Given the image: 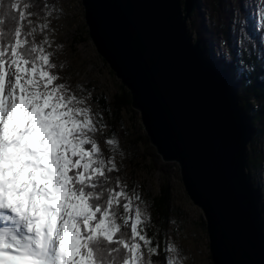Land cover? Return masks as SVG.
<instances>
[{
    "label": "snow or ice",
    "instance_id": "1",
    "mask_svg": "<svg viewBox=\"0 0 264 264\" xmlns=\"http://www.w3.org/2000/svg\"><path fill=\"white\" fill-rule=\"evenodd\" d=\"M29 6L0 0V264H180L170 244L153 259L139 208L130 215L119 182L109 187L116 165L100 157L90 110L23 39Z\"/></svg>",
    "mask_w": 264,
    "mask_h": 264
},
{
    "label": "water",
    "instance_id": "2",
    "mask_svg": "<svg viewBox=\"0 0 264 264\" xmlns=\"http://www.w3.org/2000/svg\"><path fill=\"white\" fill-rule=\"evenodd\" d=\"M197 0H80L96 51L130 93L149 143L178 165L205 218L213 264H264L260 188L248 170L253 125L234 77L191 35Z\"/></svg>",
    "mask_w": 264,
    "mask_h": 264
},
{
    "label": "rangeland",
    "instance_id": "3",
    "mask_svg": "<svg viewBox=\"0 0 264 264\" xmlns=\"http://www.w3.org/2000/svg\"><path fill=\"white\" fill-rule=\"evenodd\" d=\"M218 1L199 0V8L202 10L200 18L203 20V27H210L214 24L216 18L212 11L221 8L225 11V15H227V11L228 13L231 11V16L234 14L233 17L228 15L231 22L226 16L229 20H226L227 25L232 29L239 26L241 27L239 31H243L240 22H243V20L239 19L238 14L240 8L238 7V0H224V4L221 1L217 4ZM22 2L30 5L25 11L31 13L23 21L24 31H31L32 33L30 36H24L23 39L29 41V44L43 47L45 53L49 55L50 61L54 65L50 71L58 77L54 83L64 84L69 94L74 95L77 99L84 100V104L78 106L90 110L92 119L98 129L94 134V138L97 142L100 157L105 161L109 157L113 159L116 171L118 169L122 171L121 174L125 184L127 181H132L131 190L134 189V191L129 196L132 209L130 215H134L135 209L139 208L143 222L146 221L150 214L147 195L154 196L158 194L161 184L164 180H167L171 188L172 213L164 229L165 245L170 244L177 249L176 256L180 264H213L208 247L204 215L201 209L188 197L179 175L178 165L174 162H164L170 163L171 168L169 169L170 173L163 176L160 170V163H163V161L159 158L156 165L152 164L145 152V146L140 143L136 146L139 154L136 155V158L132 155L133 159L129 161L128 144L131 143V137L145 133L138 112L133 117L134 115L131 112L123 111V129L122 131L120 129V133L123 134L124 129L129 130L128 137L130 140L128 139L127 144L125 137L120 134V136L112 139L116 142L115 149L108 150L102 136L106 129L104 119L93 96L102 94L107 100L112 99L113 95L119 91L120 80L98 54L88 36L80 0H22ZM241 4L246 11L249 10L248 13L252 19L251 25H255L258 32H260L258 38L264 49V19L261 18V10H264V0H241ZM194 14L195 10L191 19H187L188 27L191 26V21L194 22L193 25H196L197 21ZM29 21H31L30 27ZM41 25H46V27L41 28ZM212 28L211 26V30H213ZM192 36L193 40L197 37L195 34ZM214 37L216 41L220 40L223 46L224 40L222 39L224 37L220 29H216ZM45 38L47 42H45ZM216 41L212 39L213 45H216ZM241 41V38L238 37L236 45L240 46ZM213 49L218 50L216 47ZM101 124L103 125L102 128ZM118 144L120 147L117 146ZM253 145L259 155V159H257L259 163L253 171V178L255 185L261 191V208L264 217V132L258 133ZM135 197L139 199H135ZM168 255H171V253H166V256Z\"/></svg>",
    "mask_w": 264,
    "mask_h": 264
},
{
    "label": "trees",
    "instance_id": "4",
    "mask_svg": "<svg viewBox=\"0 0 264 264\" xmlns=\"http://www.w3.org/2000/svg\"><path fill=\"white\" fill-rule=\"evenodd\" d=\"M220 1L224 4V0H219L217 4ZM4 2L6 3L7 0H4ZM238 3V7H240L238 14L239 19L243 20V22L240 21L243 31H239V29H241L239 26L236 28L233 27L232 29V27L227 25L226 20L228 19L226 16H231V11H229V13L227 11V15H225V11H223L221 8H219V10L216 8L215 11H212L214 12L216 18L214 24L211 25L213 30H211V26L208 27L209 29L207 27H203V20H201L199 15V13L202 14V11L195 12L194 17L197 21L196 25H193L194 22L191 21V26L188 27V29L191 35L195 34L202 41L206 48L207 55L211 58H215V60L218 61L222 67H226L234 77L236 94L238 100L240 101L239 104L244 109L253 125L252 139L247 147V159L248 170L251 174L252 181L255 184L253 171L258 166L259 161L257 159H259V155L257 154L253 144L258 133L261 131L264 132V49L261 45L260 39L258 38L260 32H258V29H256L255 25H251L252 19L248 11H246L244 6H242L241 0H238ZM199 7L198 0L196 7L197 10ZM233 15L231 17H233ZM230 19L231 18H229V20ZM229 22H231V20ZM5 27H7V25ZM216 29H220L224 37L222 39L224 40V49L220 43V40L216 41L214 37ZM238 37L242 40L240 46L236 45V39ZM213 38L216 41V45H213L212 43ZM215 47L218 50L215 51L213 49ZM118 87L119 91L114 94L110 100H107L102 94L93 96V99L100 109L104 119V126L106 129L102 136L105 139V142L106 140L116 138L121 134L125 137L126 143L128 144L129 130L124 129L125 132H123V134L120 133V129L121 131L123 129L122 114L123 111H129L134 115L133 117H135V115H137V111L132 109L130 105L129 91L121 83H119ZM138 143L145 146V152L147 153L151 163L156 165V162L159 160V156L149 143L146 133L137 134L131 137V143L128 144L130 151L129 161H132V155L135 156L134 158H136V155L139 154L138 147H136ZM106 146L108 150L115 149V146L113 145L106 143ZM117 146L120 147L119 144ZM160 168L162 175L166 176L170 173L169 169L171 168V164L164 162L160 163ZM121 173L122 171L120 169L114 171L113 173H107V175L111 177V183L109 184V187L115 188L116 182L118 181L120 188L123 189L126 195L129 197L134 191V189L131 190L132 181H127L125 184ZM170 189L171 188L167 183V180H164L160 186L158 194L154 196L147 195V199H149L150 214L148 219L141 225V231L143 234L149 237L153 243V246L159 245L160 247V254L157 257H153L154 260L162 261L166 256V253L163 251L165 247L164 229L168 223V218L172 213ZM124 202L126 201L121 198V205L119 206V212L121 215H123L122 204ZM121 223L123 222L121 221ZM128 232H130V227Z\"/></svg>",
    "mask_w": 264,
    "mask_h": 264
},
{
    "label": "bare ground",
    "instance_id": "5",
    "mask_svg": "<svg viewBox=\"0 0 264 264\" xmlns=\"http://www.w3.org/2000/svg\"><path fill=\"white\" fill-rule=\"evenodd\" d=\"M237 3H238V2H237ZM201 5H202V4H201ZM204 5H205V4H204ZM204 5H203V6H204ZM237 5H238V4H237ZM26 10H27V9H26ZM222 10H223V9H222ZM236 10H237V9H236ZM196 11H202V10H201L200 8H199L198 10H197V8H195V12H196ZM248 11H249V10H248ZM36 12H37V11H36ZM199 15L201 16L200 13H199ZM199 15H198V16H199ZM229 17H230V16H229ZM232 20H233V19H232ZM233 21H234V20H233ZM248 21H249V20H248ZM211 22H212V21H211ZM221 22H222V21H221ZM212 23H213V22H212ZM207 28H208V27H207ZM208 29H209V28H208ZM212 29H213V28H212ZM210 31H211V30H210ZM210 31H209V32H210ZM213 39H214V38H213ZM215 39H216V38H215ZM215 44H216V43H215ZM219 47H220V46H219ZM225 51H226V50H225ZM238 87H239V86H238ZM240 87H241V86H240ZM258 99H259V98H258ZM239 102H240V101H239ZM243 103H244V102H243ZM256 124H257V123H256ZM127 185H128V184H127Z\"/></svg>",
    "mask_w": 264,
    "mask_h": 264
}]
</instances>
